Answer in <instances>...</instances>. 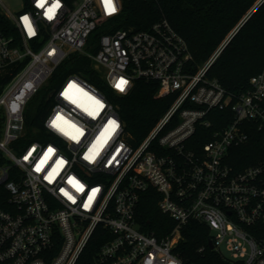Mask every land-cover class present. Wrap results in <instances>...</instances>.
Segmentation results:
<instances>
[{"label":"built area","instance_id":"obj_1","mask_svg":"<svg viewBox=\"0 0 264 264\" xmlns=\"http://www.w3.org/2000/svg\"><path fill=\"white\" fill-rule=\"evenodd\" d=\"M122 7L0 0V151L8 161L0 166L8 192L0 264H77L94 238L97 264H192L175 253L190 221L209 226L225 259L264 264V159L235 158L253 138L264 147V70L233 93L208 77L233 32L195 70L168 19L116 28ZM72 54L92 61L117 95L142 79L156 82L157 97L173 98L138 145L127 141L112 99L80 73L49 91L41 126L28 121V103ZM30 129L35 139L20 145ZM12 168L19 174L10 180ZM150 192L174 222L162 238L137 217Z\"/></svg>","mask_w":264,"mask_h":264},{"label":"trees","instance_id":"obj_2","mask_svg":"<svg viewBox=\"0 0 264 264\" xmlns=\"http://www.w3.org/2000/svg\"><path fill=\"white\" fill-rule=\"evenodd\" d=\"M122 2V11L114 19L116 28L145 30L162 18L168 19L187 41L193 55L190 66L195 70L214 54L241 21L250 14L212 63L208 77L217 80L229 91L238 93L249 86L253 75L264 70V2L253 12L251 11L258 0H122ZM103 32L99 31L97 37ZM66 64L72 65L68 74L80 73L112 99L124 121L127 141L132 145L136 146L146 138L173 101L170 96L157 97L156 82L142 79L136 80L129 94L117 95L101 79L92 61L78 54H72L70 59L57 69L56 76L60 75ZM48 107L47 103L34 117L32 125L41 126ZM235 158L264 159V147L260 144V139L253 138L250 144L241 147ZM7 163V159L0 151V166ZM18 174L19 171L12 168L9 179H15ZM7 196L8 192L0 185V207L8 208ZM158 199L159 197L151 192L145 194L137 217L142 230L162 238L170 233L174 222L159 210ZM182 237L175 253L188 263L243 264L231 262L209 247L211 234L206 223L190 221L182 228ZM99 244L94 238L77 264H97L96 253Z\"/></svg>","mask_w":264,"mask_h":264},{"label":"rangeland","instance_id":"obj_3","mask_svg":"<svg viewBox=\"0 0 264 264\" xmlns=\"http://www.w3.org/2000/svg\"><path fill=\"white\" fill-rule=\"evenodd\" d=\"M71 67H72L71 64H66L64 66V69L60 72V75L57 74L58 76L56 77V79L50 80L49 85L45 86L37 95H35L30 100V102L28 103L27 111H26V115L28 119H33L44 109V107L47 104L46 99H47V95L49 91H52L58 87L61 80L65 78L68 75V73L71 71ZM34 139H35V135L30 129V132L28 133L26 137L22 139L20 145L25 146L29 141L34 140Z\"/></svg>","mask_w":264,"mask_h":264},{"label":"snow or ice","instance_id":"obj_4","mask_svg":"<svg viewBox=\"0 0 264 264\" xmlns=\"http://www.w3.org/2000/svg\"><path fill=\"white\" fill-rule=\"evenodd\" d=\"M106 6H110V0H106ZM112 10L114 11L115 9L114 8H112ZM24 20H25V22L27 23V17H24ZM29 27H30V25H29ZM122 83H124V82H121V84H118L117 85V87L118 88H121V90H123V88H122Z\"/></svg>","mask_w":264,"mask_h":264},{"label":"water","instance_id":"obj_5","mask_svg":"<svg viewBox=\"0 0 264 264\" xmlns=\"http://www.w3.org/2000/svg\"><path fill=\"white\" fill-rule=\"evenodd\" d=\"M257 7H258V5H256L255 8H257ZM255 8L253 9V11L255 10ZM253 11H252V12H253ZM247 18H248V17L245 18V20L242 22V24L247 20ZM239 27H240V26H239ZM239 27H238V28H239ZM238 28H237L236 30L233 31V33H232L231 36H233V34L238 30ZM209 247H210L211 249H213V243H212L211 241L209 242Z\"/></svg>","mask_w":264,"mask_h":264}]
</instances>
